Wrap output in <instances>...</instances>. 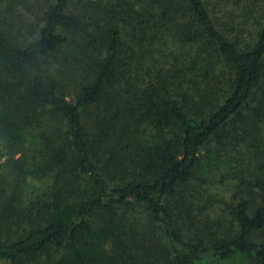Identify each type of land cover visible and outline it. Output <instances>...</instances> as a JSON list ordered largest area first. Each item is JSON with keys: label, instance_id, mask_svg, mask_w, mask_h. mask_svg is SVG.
Listing matches in <instances>:
<instances>
[{"label": "trees", "instance_id": "trees-1", "mask_svg": "<svg viewBox=\"0 0 264 264\" xmlns=\"http://www.w3.org/2000/svg\"><path fill=\"white\" fill-rule=\"evenodd\" d=\"M74 1L0 0V261L264 264V0Z\"/></svg>", "mask_w": 264, "mask_h": 264}, {"label": "rangeland", "instance_id": "rangeland-1", "mask_svg": "<svg viewBox=\"0 0 264 264\" xmlns=\"http://www.w3.org/2000/svg\"><path fill=\"white\" fill-rule=\"evenodd\" d=\"M87 1V5L86 2ZM91 1L95 4L100 2L99 0H75L74 4L72 6L71 11L73 14H81L84 18L83 21L88 24L90 23V19L93 16L92 10L89 12H85L87 7L89 8V2ZM104 3V2H103ZM93 8V7H92ZM23 13L26 15L27 12L26 10H23ZM86 14V15H85ZM81 69H78L77 73H74V77L79 83L80 81L83 80V77L80 75ZM76 74V76H75ZM77 82H73L72 84L69 83V86H67L64 90L65 95H67V99H73V95L76 91L77 87ZM5 148L4 144L0 140V155L3 156L1 157L0 160V178H7V173L8 170L4 166L6 157L4 156L5 154ZM32 150H28L25 152L23 155L24 161L25 162H32ZM22 156V154L16 155L15 159H18ZM31 186L33 187H38L41 185L40 181H31L30 182ZM232 183L222 179V176L219 172H214L209 175H207V179L205 183H202L200 186H196L193 191H191V196L193 197V201L195 202L197 207H201L204 209L203 211V218L208 217L211 221H216L218 219H225V213H224V204L230 200L231 195H232ZM136 214L134 215L135 217H144V213L142 209H136ZM0 264H7L6 262L0 261ZM35 264H47L44 261V258H41L37 263ZM227 264H243V263H227Z\"/></svg>", "mask_w": 264, "mask_h": 264}]
</instances>
